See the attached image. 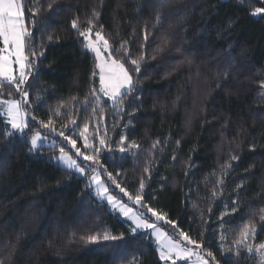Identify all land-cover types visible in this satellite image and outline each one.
<instances>
[{
	"label": "trees",
	"instance_id": "16d2710c",
	"mask_svg": "<svg viewBox=\"0 0 264 264\" xmlns=\"http://www.w3.org/2000/svg\"><path fill=\"white\" fill-rule=\"evenodd\" d=\"M20 2L30 33L31 74L21 88L28 126L8 135L0 116V264H163L147 233H133L54 149L28 143L31 133L58 137L94 122L106 141L101 173L140 193L217 264H255L233 244L246 225L264 242V15L251 14L264 0ZM89 25L131 72L135 88L122 109L93 104L94 56L80 36ZM0 98L19 100L20 91L4 83ZM49 119L56 132L42 126Z\"/></svg>",
	"mask_w": 264,
	"mask_h": 264
},
{
	"label": "snow or ice",
	"instance_id": "6c2138e0",
	"mask_svg": "<svg viewBox=\"0 0 264 264\" xmlns=\"http://www.w3.org/2000/svg\"><path fill=\"white\" fill-rule=\"evenodd\" d=\"M51 7V6H50ZM264 13V7H256L252 15H258ZM36 12H33V19L35 18ZM72 27L77 28V22L73 21ZM88 35L85 32H80V36L84 38L86 41L85 48L91 50L95 53V66L99 69V81H100V92L104 93L112 102L113 105H122L123 97L127 94L132 93L135 88L133 83V78L130 75L129 70L125 67V63L120 60L113 59L111 55V46L109 45L108 40L104 38L101 32L95 33V41L90 39L91 29L86 30ZM30 35L28 28L24 23V11L21 5L20 0H0V44L3 46L0 47V85L4 83H8L9 85L15 84L16 90L21 91V85L25 83L27 80V75L25 74V68L27 61V57L24 54L25 49V40ZM102 42V48H101ZM123 47V46H122ZM107 52L108 55L105 57L102 53ZM15 57V60L12 58ZM13 63L19 65V80L17 81L15 76L13 75L12 65ZM132 65H136V72L140 71V67L136 60H131ZM96 75V72H93V76ZM24 100L23 102L17 101L15 99L0 101V116H6L7 123L11 125V129L15 131H19L23 133L27 128V121L25 119L26 113L23 109V103H27V97L29 96L28 92L22 93ZM95 95V93H93ZM119 110V109H118ZM56 115H60L61 113L57 111ZM35 117L33 116V120ZM52 120L49 119L47 123L42 122V126L45 128H49L52 125ZM72 124H76L75 120L71 121ZM88 130L87 124L84 126V131L80 133L85 140V148H88V137L86 136ZM52 131H55L53 128ZM14 132H9L8 135H13ZM61 137L72 148L75 149L76 156H83L84 161H91L87 166H82L76 159L72 158L69 155L64 147L60 148V156L59 160L66 166L69 170H74L75 172L86 175L88 171L94 173L90 180L92 184L96 186L97 194L104 198L106 196L107 202L113 208H119L120 213L129 218L132 223L135 225L131 229L133 233H136L138 229H151L156 232L158 239L161 241L158 251L160 259L163 261H168L172 259L173 255H175L179 259H184L186 256L193 255L191 249L187 247H183L179 241H175L174 239L167 236L164 232H160L157 230V225L155 222H149V217L146 213L134 211L132 207H129L127 204H124L118 199L116 196L109 193V188L102 181L101 176L106 174L108 179L112 181L119 188L120 192L124 194V196L128 197L129 201L137 206L138 208H146L147 213H151L152 217L156 218V221L164 220L165 217L161 214H158L152 207L148 206L143 202V197L140 193H137L135 197L130 195L123 187L120 186L119 183L113 178L112 173L108 172L107 169H104V172L101 173L98 168H93L92 164H97L99 168H103L101 164L98 153L100 149H95L97 155H85L81 152L80 148L77 147V142L75 139L65 135L63 131L59 133ZM43 137L40 133H36L31 138V146L32 149H35L38 145V142L41 141ZM124 137H121L120 143H124ZM106 143L105 140L101 139L100 144L104 145ZM158 143V142H157ZM155 147V144L153 145ZM132 147H138L136 145H132ZM123 152L124 149L121 148ZM235 159V157H233ZM145 171H148L145 169ZM141 189H143L144 184L143 181L140 185ZM235 203V202H234ZM264 212V209L261 210ZM261 221L264 222V215L261 216ZM169 223H173L169 221ZM257 234V229L255 225H246L242 232L240 233V239L236 241L238 246L243 245L248 248V252L251 253L253 251L252 246L246 245L249 235L253 237ZM180 237L183 241H186L188 244H196V241L190 239V237L181 232ZM89 240L94 241L96 237H88ZM105 240H115L117 237L105 235ZM197 248L200 247L199 244H196ZM256 251L261 255L262 264H264V243H261L256 246ZM239 254V253H237ZM197 256V261L199 264H208L206 260L199 255V253H195ZM208 256H212V253L209 252ZM215 259V257H213ZM175 264V261H173Z\"/></svg>",
	"mask_w": 264,
	"mask_h": 264
},
{
	"label": "rangeland",
	"instance_id": "374dc122",
	"mask_svg": "<svg viewBox=\"0 0 264 264\" xmlns=\"http://www.w3.org/2000/svg\"><path fill=\"white\" fill-rule=\"evenodd\" d=\"M261 15H264V13H262ZM90 26V29H91V34H90V39H92L93 41H95L96 37H95V33L96 32H101L102 35L104 36V38L106 40L107 37L103 34L102 31H100L98 28L92 26V25H89ZM89 28H84L83 29V32L86 33V35H88L87 31ZM83 38V37H82ZM84 40V38H83ZM84 43H86V41L84 40ZM109 45L111 46V44L109 43ZM101 48H102V42H101ZM112 48V47H111ZM88 50V49H87ZM90 51L94 56V63H95V53L92 52L91 50H88ZM24 54L25 56L28 58L27 61L25 62L26 64V68H25V74L27 75V77L31 74V71H30V58L28 57V55L26 54L25 52V49H24ZM105 57L108 55L107 52H104L102 53ZM113 59H117V60H120L118 58H114L112 57ZM13 60H15V57L12 58ZM121 61V60H120ZM122 62V61H121ZM128 70L129 68L127 67V65L125 66ZM12 70H13V75L15 76L16 80L18 81L19 80V65L13 63L12 65ZM95 72H96V78H97V88H95L93 91H92V98H93V104H98L100 101H103L104 99H106L108 102L110 103H113L107 96L104 95V93L100 92V81H99V69L96 68L95 66ZM130 72V70H129ZM130 75H131V72H130ZM22 86L25 88V83L23 85H21L20 87L22 88ZM23 92H26L24 91L23 89H21L20 91V98L19 100L17 101H21L23 102L24 100V97L22 95ZM93 93H95V95H93ZM7 100H12V99H3V98H0V101H7ZM27 100H28V97H27ZM24 104V103H23ZM120 106V107H119ZM199 106V104H198ZM197 106V108H198ZM117 107H119V109H122V105H118ZM200 109V107L198 108ZM27 114V113H26ZM104 114V113H103ZM103 118V119H102ZM4 119L5 121L7 122L6 120V116H4ZM25 119L27 120V116H25ZM99 121L101 122L100 125L103 126L104 122H105V117L102 115L101 119H99ZM9 128H10V132H14V133H17L19 135L23 134V133H20L19 131H15V130H12L11 129V125L9 124ZM85 126V125H84ZM84 126L79 128V127H74L69 134H66L68 135L69 137L73 138L76 140L77 142V147L80 148L81 152L84 153L85 155H93L94 154V151L95 149H99V147H101L102 145L100 144V140L102 139L101 136L103 137L102 135V132H101V129L100 127L94 122L92 126H88V130H87V133H86V136L88 137V140H87V143H88V148H85V140H84V137H82L80 135L81 132L84 131ZM53 127H49V128H46V131H52ZM77 129V130H76ZM26 130V129H25ZM53 132H56L53 131ZM36 134V133H31L30 136L28 137V143L30 144L31 146V138L32 136ZM41 136L43 137V139L41 141L38 142V145L35 149H38L39 147H45V148H48V149H54L55 152L52 153L55 157V160L62 166V167H65L66 166L59 160V156H60V148L62 146L66 147L65 151L72 156V158L76 159L82 166H87L88 164L91 163V161H84L83 160V156H76L75 154V149L72 148L71 145H69L67 143V141H65L63 139V137L61 136H58V137H54V136H50V135H47L46 132H43V133H40ZM60 142L61 145H58L57 142ZM32 147V146H31ZM84 163V164H82ZM92 167L93 168H98V170L100 171L101 168H99V166L97 164H92ZM74 171V170H73ZM75 172V171H74ZM77 173V172H76ZM78 175L80 176H83L86 178L89 186L91 187V192L92 194L100 201V202H104L107 204L108 206V209L110 211H112L113 213H115L128 227L129 229L131 230L133 227H135V225L132 223V221L123 216L120 211H119V208H113L111 205L108 204L107 202V198L106 196L104 198H101L98 194H97V189H96V186L94 184H92L91 180H90V177L94 174L92 173L91 171H88L86 175H81L79 173H77ZM119 189V188H118ZM126 191V189H125ZM128 192V191H127ZM110 193V192H109ZM119 194H121L123 197H124V194L120 192V190L118 191ZM130 195H132L133 197H135L133 194H131L130 192H128ZM111 194V193H110ZM118 198V197H117ZM126 202L123 201L121 198H118L120 199V201L124 204H127L129 207H132L134 211H137V212H142V208H138L137 206H135L132 201H129L128 200V197H126ZM147 210V209H146ZM157 212V211H156ZM144 213V212H143ZM158 214H161L159 212H157ZM147 216L149 217V222H155L156 225H157V230L160 231V232H164L167 236H169L170 238L174 239L175 241H179L181 243V245L183 247H187L189 249L192 250L193 252V255L191 256H186L184 259H179L177 258L175 255H173L172 259L168 260V261H162L163 264H173V261H175V264H199V262L197 261V256L195 255V253H199V255L203 258V260H206L208 262V264H217L215 259H213V256H208V252L205 251L201 244L200 243H197L196 244H199L200 247L197 248L196 244H188L186 241H183L182 238L180 237V233L179 231H175V229L173 228V226H169L168 225H172V224H169L167 222V219L165 218L164 220H160V221H156V218L155 217H152L151 216V213H146ZM163 215V214H161ZM164 216V215H163ZM165 217V216H164ZM140 231H143V232H146L147 233V237L151 240V242L154 244L155 248L158 249L161 241L158 239L157 235H156V232L151 230V229H138L137 232H140ZM242 232V231H241ZM240 232V233H241ZM172 234H174V236H172ZM239 239H240V234H239ZM192 240V239H191ZM264 243V242H263ZM246 245H249V246H252L253 248V251L251 253L248 252V248L246 246H243V245H240L238 246L236 244V242H234L233 244V248L235 250H240V253L241 252H244V253H248L249 255L252 256H255V258L258 259V261L255 263V264H262V260H261V255L259 253H257L256 251V246L261 244L260 242H256L253 238L252 235H249L247 241L245 242ZM158 251V250H157ZM158 254H159V251H158ZM160 257V256H159Z\"/></svg>",
	"mask_w": 264,
	"mask_h": 264
}]
</instances>
